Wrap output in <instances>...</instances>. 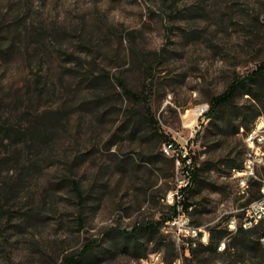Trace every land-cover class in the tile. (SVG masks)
<instances>
[{
	"label": "rangeland",
	"instance_id": "374dc122",
	"mask_svg": "<svg viewBox=\"0 0 264 264\" xmlns=\"http://www.w3.org/2000/svg\"><path fill=\"white\" fill-rule=\"evenodd\" d=\"M261 61L264 0H0V136L13 137L0 140V264H62L81 250L75 264H195L192 239L165 226L183 174L162 134L193 155L185 220L207 242L259 189L242 192L232 168L255 127L236 117L250 96L237 94L230 121L204 111ZM158 219L153 240L140 227L124 235Z\"/></svg>",
	"mask_w": 264,
	"mask_h": 264
},
{
	"label": "trees",
	"instance_id": "16d2710c",
	"mask_svg": "<svg viewBox=\"0 0 264 264\" xmlns=\"http://www.w3.org/2000/svg\"><path fill=\"white\" fill-rule=\"evenodd\" d=\"M121 85L130 99L144 101L145 96H143L142 93L133 91L124 83H121ZM240 92L248 94V96H250V101L249 103L240 105L236 117L239 118L238 126L243 127L244 130H248L254 120L263 112L261 108L264 107V61H261L256 68L247 74L233 78L222 92L212 96L209 101V107L204 111L205 117L210 120L218 119L225 121L226 117H228L225 109L235 103L237 94ZM147 112H150L149 106L147 107ZM232 118L233 117L229 114V121ZM39 125V123H35L32 129L39 127ZM3 129L7 132L13 130L15 135L19 134L16 138L20 137L22 134L30 132L25 130V132L18 133V131L12 128L9 124ZM43 135L44 132L41 130L31 137L36 139L41 138ZM162 136L165 141L172 139V136L169 134L163 133ZM6 139H13V137L9 138L2 135L0 136L1 142L4 143ZM25 143L27 146L30 145L28 139L25 140ZM5 144L13 145V149L15 150L18 148L17 140L16 142L10 140ZM241 166L242 162L233 165L232 168ZM194 178L195 172L192 173L191 184L183 189L184 193L180 200L182 206L187 209L186 212H189L188 208L190 206L188 205L192 204L186 199V193L193 184ZM73 185L78 189L76 182L73 181ZM251 185H256L259 189L258 181H252ZM171 207L174 209V212H176L177 205L173 204ZM161 223L162 221L160 219L146 221L145 223L138 222L133 229L124 233V235L132 236L138 227H140L143 232L142 234L146 236L147 239L153 240L157 238V235L159 234ZM208 231L209 239L207 242L201 240L194 241V239H192L185 247V250L190 254V257L195 264H264V242L260 240V237L264 236V224H257L252 228L238 226L236 232L230 233L226 223L223 225L222 222H218L211 226ZM223 238H226V247L223 250H219L220 242L224 240ZM89 247H91V245L88 244L85 249L87 250ZM84 253L85 251L81 250L78 255L72 254L66 256L62 264H75L82 259ZM168 264H172V260L168 261Z\"/></svg>",
	"mask_w": 264,
	"mask_h": 264
},
{
	"label": "built area",
	"instance_id": "2783aa9c",
	"mask_svg": "<svg viewBox=\"0 0 264 264\" xmlns=\"http://www.w3.org/2000/svg\"><path fill=\"white\" fill-rule=\"evenodd\" d=\"M203 111V110H202ZM201 111V112H202ZM247 134L249 140V153L245 156V162H242L241 167H233V176L238 180V184L242 192L248 191L252 181L259 182L260 195L239 208L240 214L234 215V223L226 225L228 229L236 231L238 226L246 228L248 222H260V214H264V176L258 171L260 167L264 166V153L261 152V145L264 137V111L260 114L255 122V128L250 132H242ZM163 151H170L172 157L176 159L177 165H182V177H179L174 189L169 191L166 199L171 205L176 204L177 210L165 221V226L169 227L176 239L179 242H186V239H197L202 234L201 239L208 234L207 230L201 225L195 224L194 231H187V224L185 222V210L180 202L183 196V189L191 184L192 181V156L188 147L187 141L183 143L172 137L163 143ZM189 206V205H188ZM226 247V238H224V245L222 250Z\"/></svg>",
	"mask_w": 264,
	"mask_h": 264
},
{
	"label": "bare ground",
	"instance_id": "6f19581e",
	"mask_svg": "<svg viewBox=\"0 0 264 264\" xmlns=\"http://www.w3.org/2000/svg\"><path fill=\"white\" fill-rule=\"evenodd\" d=\"M255 128V127H254ZM243 135H247V134H243ZM263 142H264V137H263ZM247 146H248V149H247V152H246V155L249 153V140H248V137H247ZM262 147V145H261ZM165 155H172L170 151H163ZM187 211V209L185 210V212ZM189 218V217H188ZM186 224H187V231H194V227L189 225V222L187 220H185ZM260 222H264V214H260ZM234 223V216L230 218V220L228 221V224L227 225H232ZM258 223L256 222H248L246 224V228H252L254 226H256ZM229 232L230 233H234L236 231H234V229H229ZM207 239V235H205V237L203 238V241L205 242ZM260 240L262 242H264V236H261L260 237ZM224 245V240H223V243H221V246Z\"/></svg>",
	"mask_w": 264,
	"mask_h": 264
}]
</instances>
